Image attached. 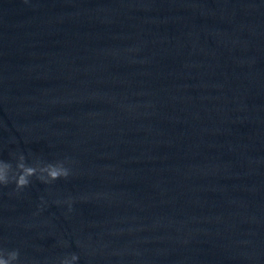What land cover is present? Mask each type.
I'll return each mask as SVG.
<instances>
[{
	"label": "water",
	"instance_id": "water-1",
	"mask_svg": "<svg viewBox=\"0 0 264 264\" xmlns=\"http://www.w3.org/2000/svg\"><path fill=\"white\" fill-rule=\"evenodd\" d=\"M20 153L72 163L0 189L17 264H264V0H0Z\"/></svg>",
	"mask_w": 264,
	"mask_h": 264
},
{
	"label": "clouds",
	"instance_id": "clouds-1",
	"mask_svg": "<svg viewBox=\"0 0 264 264\" xmlns=\"http://www.w3.org/2000/svg\"><path fill=\"white\" fill-rule=\"evenodd\" d=\"M15 165L10 161L0 160V189L10 184L15 185V192L19 193L27 188L32 178L35 177L41 183L51 184L59 179H66L71 174L68 166L71 161L58 160L56 162H44L39 158L33 159L32 163H28L24 154L14 155ZM59 203V202H58ZM71 211L72 200L65 201ZM20 258L18 249L6 250L0 248V264H17ZM79 257L73 253L59 261V264H76Z\"/></svg>",
	"mask_w": 264,
	"mask_h": 264
}]
</instances>
